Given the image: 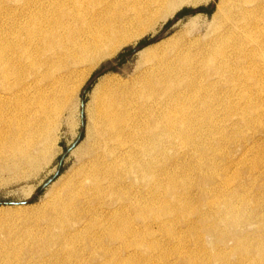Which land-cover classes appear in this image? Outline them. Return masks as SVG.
<instances>
[{
  "label": "bare ground",
  "instance_id": "obj_1",
  "mask_svg": "<svg viewBox=\"0 0 264 264\" xmlns=\"http://www.w3.org/2000/svg\"><path fill=\"white\" fill-rule=\"evenodd\" d=\"M12 1L15 6L4 5ZM187 1L0 0V26H3L2 23L7 24L4 34L0 33L2 170L16 169L21 165L33 163L41 140L43 141L49 133L43 129V124L52 104H61L67 100L102 59L112 56L120 47L152 30L158 22L165 20ZM216 12L214 18L218 19V26L213 31L208 45L212 48L208 47L205 50L209 48L212 50L213 46L218 44L225 46L228 44L229 53L221 51L220 53L216 49L208 54L210 50L207 52L203 50L207 54L203 53V57L197 59V63L193 61L195 66L192 67L189 62L178 64L187 49L183 44L184 49L174 48L175 55L170 53L175 57L171 58L175 59L174 62L179 59L177 65H166L162 55L160 57L151 55L156 61L151 59L155 63H151L146 74H143L145 75L141 79L143 85H140L137 94L133 95L141 101L137 109L140 116L137 119L133 114L136 111L131 113L129 108L132 100L130 98L127 100L126 96L115 88L119 84L104 87L114 78L109 81L106 78V84L101 85L104 89L99 93L100 96L98 95V102L95 96L97 107L96 115L93 114L94 130L103 142H96L88 157L81 161V170L85 169L82 170L81 180L77 182V186L66 191L65 196L53 203L49 211L46 213L44 211L41 220L53 226L60 222L61 216H65L70 218L72 227L81 218L85 205H88L86 200L92 203L97 201L94 204L97 208L102 200L106 198L110 200L112 195L107 191L110 186H102V182L106 181L109 174L106 175L105 171L110 169L104 168L103 156L96 152L108 142L120 145L121 152L128 154L130 162L122 167L117 165L113 167V171H108L111 173L110 176L120 167L129 180L145 186V196L148 195V198L140 195L139 200L129 198L124 201L116 197V203H120L121 214L117 213L107 218L97 214L102 221L94 219L92 223L86 224V227L93 228L92 230H99L93 233V242L88 243V248L92 250L95 258L106 259L100 264H177V261L178 264H264V244L253 243V239L245 233L247 224L257 225L258 229L264 230V220L259 217L260 220L255 222L256 215L251 217L248 215L250 208L247 206L250 200L242 185L237 183L233 185L229 175L218 176L214 172L216 167L214 168L213 159L217 151L211 142L222 141L227 134L224 135L219 127H215L212 121L213 114L204 115L211 109L208 106L210 102L204 103L203 89V81L208 76L216 80L215 84L228 80L230 76L232 79L240 77L244 83L258 80V71H264V0H220ZM189 43L185 44L190 46ZM223 48L222 46V51ZM197 56L199 58L200 54ZM259 75L264 76L262 73ZM120 80L118 79L119 82ZM245 99V104L248 105L249 98L245 96ZM230 111L232 107H229ZM239 115L240 122L249 124L250 116L247 109L242 110ZM206 124L207 128L204 127ZM156 129L166 138L165 142H161V136L155 133ZM195 131L197 142L196 136L193 135ZM125 135L128 139L134 135L138 142L132 140L133 142H128L129 146H124L120 141ZM174 140L177 141L174 142L177 143L176 146L173 144ZM171 149L177 152L175 154L179 151L182 154L190 149L192 152L189 155L192 153L191 159H195V167L186 165L191 160L186 159L188 162L185 165L182 163L179 165L184 166L179 168L177 165L179 169L165 171L164 175L162 172L161 178H158L154 163L156 154L163 155L169 152L166 150ZM107 155H110V152ZM252 165L256 167L257 161ZM196 169H199V173L200 169L209 172V176L207 174L202 176L200 173L202 184H207L205 189L199 187L201 197L210 195V198L199 201L200 203L197 201L199 206H194V199L197 196L193 198L194 195L190 194V188L194 186L192 181H195L191 177V172ZM240 169L241 167L239 171ZM114 186L118 190L123 189L121 185ZM129 210L131 216L125 215L124 213ZM137 222L140 227L135 226ZM77 230L79 231V229L75 231ZM101 235L105 237L106 243L117 241L119 247L103 249L102 254L94 251V244L101 240ZM204 236L211 240L210 250L205 246ZM54 238L62 240L63 236L58 235ZM36 241L38 240H34ZM227 242H231L230 247L226 246ZM65 245L64 247L62 245L63 249ZM1 249L0 260L11 264L10 254H14L16 248L11 245L7 250ZM67 249L63 251L66 252ZM117 253L123 256H118ZM229 255L235 258L236 262H231ZM70 256L67 254L61 259L65 264L81 263L74 261Z\"/></svg>",
  "mask_w": 264,
  "mask_h": 264
},
{
  "label": "rangeland",
  "instance_id": "obj_2",
  "mask_svg": "<svg viewBox=\"0 0 264 264\" xmlns=\"http://www.w3.org/2000/svg\"><path fill=\"white\" fill-rule=\"evenodd\" d=\"M219 1L220 0H188L165 20L158 22L152 30L147 31L136 40H133L130 43L120 47L112 56L102 59L94 68V70L80 84L76 92H74L72 95H70V97L67 98V100H65L66 102L63 101V103L61 102V104L53 103L50 107V111L46 116L47 119L44 120L43 124V129L48 130L50 135L48 133V138L46 137L43 139V141L41 140L42 143H40L39 145L40 152L38 151V153L34 155V158L36 157L34 159V162L31 164H25L23 165L24 167L21 165L16 169L2 170L3 165L0 166V250H2L1 248L7 250L11 245H13V247H15L17 250L14 254H10L11 262L9 261V263L65 264L62 261L61 257L67 254L71 255L74 261L79 263L81 262L80 264H100L101 261L106 260L105 258L101 257L95 258L93 256L92 250L88 248V243L93 242V233L99 232V230H92L93 228L90 229V227H86V224L92 223L94 219H96L94 221H102L101 217L107 218L108 216H113L117 213L121 214L119 211L120 203L117 202L119 205H117L116 203V199L118 197L119 200L122 199L125 201L129 198L130 200L131 198L132 200H139L140 195H146V189H144L145 186L129 180L127 178L128 176L124 175L125 173L122 172V169H120V167L112 176H110V172L114 170L113 167H115L116 165L122 167L124 166V164H128L130 162L129 158L127 157L128 154H123L121 152L120 145H114V143L108 142L106 144H103L101 148L96 152L98 155L101 154L103 156L102 162L105 166L104 168L108 167V169H110L108 170L110 172H108L107 170L105 171L106 175L108 173L109 174L106 177V181L102 182L103 187L110 186L107 189V191H109L112 195L110 197V200H108L107 198L105 200H102L98 208L94 207V204L97 201L92 203L90 200H86L88 202V205L85 203L86 205L84 210L86 209L87 211L83 210L81 218L72 227L69 220L70 218H66L65 216H61L60 222L58 221V223L54 224L53 226L47 225L48 223H45V221L41 220L42 214H44V211L45 213L49 211V208L53 205V203L55 204V202L60 198L62 199L65 196L66 191H70L71 187L73 188V186H77V182L81 180L80 175L82 176V170L85 169L84 168L81 170V161L88 157L89 151H92L94 149L96 142H103L101 139H99L94 130V118L96 115L95 109L97 107L95 105L94 99L95 96H97L96 102H98L97 100L100 96L99 93H101V91L104 89L101 87V85L104 86L107 82V79L109 81V79L112 80L114 78V82L113 80L109 81L107 83L109 85L111 84L112 86H109L107 84L104 87H114L119 84L115 87L116 89H118L119 93L125 95L127 100H129V98L130 100H132V105L129 108L131 110V113L133 111H136V114H133L135 115L134 118L137 119V117L140 116V114H137V109L139 108L141 101L137 97H135V99L133 95H136L137 91H139L137 89L141 88L140 85H143V80H141L143 79L142 77L145 76L143 74H146V70L152 65L151 63L156 61V59L151 58L152 56L156 57L157 55V57H160L162 55L161 57L163 58V61L165 60L164 62L166 63V65H177L179 59L176 60L175 63V59L172 60L175 57H173V55H170V53L175 55V51L177 49L181 50L187 46L186 48L188 50L185 49V54L187 53L188 56H185L184 54V57H182L183 59H180V62H178V64L189 62L188 64L192 67V65L195 66L194 63H197V61L200 60L201 57H203V53L204 55L207 54L205 53V51L207 52L208 50H210L208 51L209 54L212 50L216 51L217 49V52L221 51L226 54L229 53L230 50L227 48L228 44H226V46L218 44L216 45L217 47L213 46L215 49L213 48L212 50V47L208 46L210 41L209 39L213 31H215L218 26V19H215L214 16L217 13L216 11L219 5ZM4 5L13 7L16 4L12 1L6 2ZM2 24L3 26H0V33L4 34L5 29H7V24ZM203 42H205L206 44L204 45ZM185 43L191 44L190 46L192 47H190L188 44L186 45ZM182 44L184 47H182ZM202 44L205 47L204 49ZM222 46L226 48L227 51L224 48L222 51ZM208 47L211 48L205 50ZM198 48L200 49V51ZM147 51H150V53H148ZM196 52L199 53L197 54ZM199 54L200 56L198 58L197 55ZM182 55L183 54L181 53V56ZM192 57L195 59L193 60ZM190 58H192L191 61H189ZM151 59H154V61ZM193 61L196 62L192 63ZM258 72L259 74L262 73L264 75V71L261 70ZM259 74L257 75L258 80L256 79L247 83L242 82V79L237 76L234 79H232L231 76L229 78L227 77L228 80L219 84H215L216 80L213 78H209V76L206 77V80L203 81V89L205 93L204 103L206 104L207 102H210L208 106L211 109L209 111H206L204 115L213 114L212 121H214L215 127H219L221 131L224 132V135L227 134V137L223 135L225 139L222 141H210L211 145L217 151V155L215 154L213 159V164L215 165L214 168L216 167L214 172L218 176H222L225 174L229 175V178L232 179L231 181L233 182V185L239 184L245 188V194L250 200L247 206V208H250V210L248 211V215L250 217L256 215L255 222L260 220L259 217H261L262 221L264 220V195H262L264 194V76H260ZM104 77L105 79L103 80ZM118 79H121L120 82L118 81ZM134 82H136L137 85ZM120 87L122 89L121 91ZM245 96L249 98L248 105H251V107H248V105L245 104ZM81 102H83L84 104L82 120L80 117ZM94 106L95 108H93ZM201 106H203V104H201ZM132 107L133 109H131ZM229 107H232V111L230 112ZM244 109L248 110L250 116L249 124L246 125L243 122H240L241 117L239 115V113ZM93 121L94 125L92 123ZM207 126L208 124H206L204 127L207 128ZM155 133L161 136V142H165L166 138L162 136L163 134L161 135L159 130L156 129ZM196 134L197 132L195 131L193 135L196 136ZM133 136L134 135H132L131 139H128V136L125 135L124 137H122V140L120 142H123L122 144L124 146H129L130 144L128 142H131L132 140L134 142H138L137 138H134L135 136ZM197 140L198 137L196 136L195 141L197 142ZM174 142L177 141L174 140L173 144ZM176 144L174 145L176 146ZM104 146L107 148H103ZM119 151L121 153H119ZM166 151L169 152H165V154L163 155L156 154V158L154 160V163H156L155 168L158 178H161V175H164V173H166L167 171L169 172L173 170V168H178L181 163L185 165L188 162L186 159L189 160L193 158L191 157L192 153L191 155H189L190 152H192L190 151V149L188 151H185L186 153L182 152V154H180L179 151V155L175 154L177 152H175L173 149ZM108 152H110V155H107ZM181 155H183V157ZM208 155H210V153H208ZM158 156L160 157V159ZM162 156L164 157V159H162ZM165 157H168L169 160ZM156 159L158 160L156 161ZM114 160H116L117 162H113ZM172 160L174 161V164L172 163ZM194 160L195 159L189 160L190 163L188 162L189 164L187 163L186 165L194 168ZM256 161V167H252V164ZM211 163L212 161H210V164ZM168 164H170L172 168ZM231 164H234V166ZM184 165H181V167ZM181 167L179 166V168ZM240 167L241 169L239 171ZM203 170L206 171V173ZM232 170L234 172H232ZM56 172H58V175L52 180L50 184L45 185L47 181L56 174ZM214 172L212 173L213 176ZM200 173H202V176L206 174L209 176V172L207 173V170L205 169H200ZM200 173L199 169L191 172V177H193L192 179L195 181H192L194 186L190 188V194H192V196L194 195L193 198L197 196L194 199V206H199V201L202 202L204 199L210 198V195L201 197V190L199 189V187L201 189L202 187L203 189H205V187L207 188V184H202ZM235 176L236 178L233 179V177ZM77 177H79V179H77ZM68 184H70L69 188H67ZM114 185H121L123 189L118 190ZM124 185H126V187ZM137 190L140 191L137 192ZM144 191L145 194H143ZM54 195L57 199L54 198ZM145 197L148 198V195ZM54 199L55 201H53ZM94 209L95 211H92ZM97 214L101 217L99 218ZM124 214L127 216H131L130 210L125 212ZM84 215L86 216L84 217ZM95 216H97L98 218H95ZM90 218L93 219L91 220ZM135 226L140 227V224L137 222ZM256 226L247 224L245 233L253 239V243L264 244V230L258 229ZM76 229H79V231H75ZM58 235H62L63 239L56 240L54 237ZM94 238H96L95 235ZM75 239L78 243L75 242ZM34 240H38L36 241L37 243L34 242ZM68 240L72 241L69 242ZM80 240H82L83 242H81ZM203 240L205 246L210 250V238L204 236ZM71 242L73 244H71ZM65 243L67 244L65 245ZM68 244H71V246ZM62 245L63 247L64 245L66 246L64 249H67L69 247V250L67 249L69 253L67 252V250L66 252L63 251L64 249ZM94 245V251L100 254H102L103 249L105 250L106 248L110 249L113 247H119L117 241L110 244L106 243L105 237L103 235H101V240L95 242ZM38 246L40 247V249H38ZM188 246L191 247V244H189ZM226 246L230 247L231 242H227ZM33 248L35 249V251H33ZM60 248L62 249L59 250ZM117 255L123 256L119 253H117ZM104 257L107 256L104 255ZM229 259L231 260V262H236L235 258H232L231 255H229ZM7 263L8 262L3 259L0 260V264ZM176 263L178 264L179 262L177 261Z\"/></svg>",
  "mask_w": 264,
  "mask_h": 264
},
{
  "label": "water",
  "instance_id": "obj_3",
  "mask_svg": "<svg viewBox=\"0 0 264 264\" xmlns=\"http://www.w3.org/2000/svg\"><path fill=\"white\" fill-rule=\"evenodd\" d=\"M83 106H84V104H83V102H81V103H80V117H81V120H82V114H83ZM57 175H58V172H56V174H55L51 179H49L45 185L50 184V183L52 182V180H53Z\"/></svg>",
  "mask_w": 264,
  "mask_h": 264
}]
</instances>
